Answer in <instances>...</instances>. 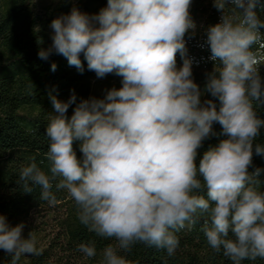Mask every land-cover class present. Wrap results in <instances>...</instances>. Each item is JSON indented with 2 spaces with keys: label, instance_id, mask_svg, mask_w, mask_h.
Masks as SVG:
<instances>
[{
  "label": "clouds",
  "instance_id": "clouds-1",
  "mask_svg": "<svg viewBox=\"0 0 264 264\" xmlns=\"http://www.w3.org/2000/svg\"><path fill=\"white\" fill-rule=\"evenodd\" d=\"M191 2L107 0L92 17L73 7L51 21L52 44L38 52L43 60L62 55L81 73L83 53L98 78L122 77L121 88L108 90L104 99L82 100L70 118L75 93L66 102L49 93L50 175L33 160L21 168L18 181L27 193L39 186L40 199L49 205L56 203L53 181L58 191L66 190L80 223L116 241L103 248L101 264H130L119 253L137 243L172 256L179 246L176 233L201 220L207 243L232 264L264 260V169L249 170L254 154L264 155V145L254 144L264 128L253 107L254 101L264 105V55L252 50L264 47V21L255 11L259 0H214L222 16L208 28L206 42L209 59L218 64L204 92L219 107L212 99L201 101L192 79L184 40L196 28ZM177 53L184 58L179 69ZM214 123L228 138L197 164L198 149L215 134ZM24 228L0 215V250L11 264L22 255L42 254L35 234L25 238ZM78 251L95 258V241L81 243Z\"/></svg>",
  "mask_w": 264,
  "mask_h": 264
},
{
  "label": "trees",
  "instance_id": "trees-1",
  "mask_svg": "<svg viewBox=\"0 0 264 264\" xmlns=\"http://www.w3.org/2000/svg\"><path fill=\"white\" fill-rule=\"evenodd\" d=\"M106 6L107 0H58L44 15H39L32 0H0V215L6 217L10 226L23 222L24 229L35 234L37 248L42 249L39 256L22 255L17 264H92L94 258H87L78 251L81 243L95 241L97 252L116 244L114 238L98 237L80 223L73 199L66 190L55 188L56 181L52 188L55 205L40 199L39 186L27 193L18 182L21 168L33 160L50 175V163L45 158L50 143L46 128L54 109L49 93L65 102L75 93L76 101L66 113L70 118L82 100L104 99L108 90L122 87V77L115 73L98 78L95 72L89 71L83 53L80 55L82 73L70 66L62 55L53 53L47 60L38 56L40 49L52 44L54 33L50 24L53 19L69 14L73 7L92 17ZM255 11L264 21V0H259ZM189 12L196 24L195 30H189L184 37L186 55L192 62V79L203 93L201 101L212 99L219 107L218 100L204 92V88L208 74L218 64L209 59L207 30L220 22L222 13L214 7V0H192ZM252 50L264 55V47L254 45ZM183 59L177 53V69L182 67ZM53 63L57 65L54 72ZM260 74L264 77V64L260 66ZM253 107L257 115L264 118V105L254 101ZM213 131L215 134L206 138L198 149L197 164L205 151L228 138L218 123H214ZM255 143L264 145V128ZM73 148L81 158L80 142H74ZM256 167L264 169V155L254 154L249 170ZM260 179L259 190L264 191V172ZM32 214L34 222L29 220ZM201 224L202 220L176 233L179 246L172 256L165 250L140 243L134 245L131 252L119 254L130 264H232L223 250L216 252L207 243ZM0 264H11V256L3 250H0ZM242 264H264V260H244Z\"/></svg>",
  "mask_w": 264,
  "mask_h": 264
},
{
  "label": "rangeland",
  "instance_id": "rangeland-1",
  "mask_svg": "<svg viewBox=\"0 0 264 264\" xmlns=\"http://www.w3.org/2000/svg\"><path fill=\"white\" fill-rule=\"evenodd\" d=\"M34 5V10L39 15H44L47 8L54 6L57 4L58 0H32ZM30 221H35V216L32 214L29 218ZM23 236L25 238L28 237V232L24 229L23 230ZM103 257H102V251L97 252V256L94 258V261L92 264H101Z\"/></svg>",
  "mask_w": 264,
  "mask_h": 264
}]
</instances>
